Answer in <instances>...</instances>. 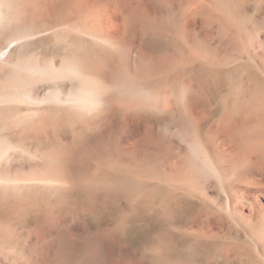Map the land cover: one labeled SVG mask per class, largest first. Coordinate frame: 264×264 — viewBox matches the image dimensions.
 <instances>
[{
  "label": "rangeland",
  "instance_id": "obj_1",
  "mask_svg": "<svg viewBox=\"0 0 264 264\" xmlns=\"http://www.w3.org/2000/svg\"><path fill=\"white\" fill-rule=\"evenodd\" d=\"M94 1L131 53L59 30L0 60V264H264V0ZM0 2L18 7L26 29L41 17L71 21L76 6L63 14L58 0ZM13 20L0 21V48ZM24 52L59 66L79 58L91 73L107 63L123 108L101 127L91 113L41 117L33 99L51 83L23 81L15 61ZM14 79L31 94L8 100ZM77 81L57 85L78 93ZM135 85L167 106L139 105Z\"/></svg>",
  "mask_w": 264,
  "mask_h": 264
},
{
  "label": "bare ground",
  "instance_id": "obj_2",
  "mask_svg": "<svg viewBox=\"0 0 264 264\" xmlns=\"http://www.w3.org/2000/svg\"><path fill=\"white\" fill-rule=\"evenodd\" d=\"M2 1V0H1ZM58 1H60V3H58V5L56 6L59 10H62L61 12H63V14L64 13H68V11H69V4L71 3L72 4V2L73 3H75L76 4V6H75V8H74V5H73V8H74V15L73 16H71V17H73V18H71V21H68V22H62L61 20H62V18H61V20H55V21H57L56 23H47L48 25H45L46 24V22H45V24L42 22V20H44V19H41L42 17H41V14H40V23H38V20L36 21L37 23L36 24H32L31 23V28H29V26L28 25H26V26H28V29H26V27H25V24H24V17L22 18L21 16H23L21 13H20V11H19V13H18V10L19 9H17V12H16V15L14 14L15 13V10L13 9V8H15V7H13V8H10V10L11 11H9V13H8V11H6V8L5 7H3L2 6V3L0 2V21L2 20V19H11V21L13 20L12 19V16H15L16 17V19H15V17H13L14 18V20H16V22H14L13 24H14V26L15 27H13V29H14V31H13V36L11 37V39L9 40V42H7L6 43V45L5 46H3L2 48H0V60L2 61V59H7V58H9L8 56H10V54H12V50L14 51V47H15V44H17L18 42H21V41H23L24 39H26V38H30V37H34V36H36V35H42V34H46L47 33V35L49 34V33H54V32H57V31H59V30H68L69 32H74V33H77L78 34V37H80L81 39H84V41L85 40H89V39H91L92 41H94L95 42V44L96 43H102V44H106L107 46H109V48H113V53H114V51L117 49V52L119 53V50H121L122 48L124 49V51L126 52L127 51V53H131V51H133V46L132 45H130V46H132V48L129 46V44H128V42H126V40H124L123 38H119L118 36V38L117 37H114L113 35H112V29H113V27H108V26H104L102 23H101V20H98L99 18H97V13H95L94 11H92V9L91 8H95L96 7V5H98V4H96V2L93 0V2H91V0H58ZM75 1H77V2H75ZM97 1H99V0H97ZM102 1V0H101ZM243 0H241V2H242ZM5 2V1H4ZM18 2V1H17ZM105 2H106V0H105ZM109 2V1H108ZM238 2V1H237ZM6 3V2H5ZM14 3H16V2H14ZM13 2H12V6H13V4H14ZM19 4H20V2H18ZM23 3V2H22ZM137 3V2H136ZM19 4H15V5H18L19 6ZM52 4V3H51ZM50 4V5H51ZM117 4V3H116ZM115 4V5H116ZM50 5H49V7H50ZM99 5H100V3H99ZM101 5H102V3H101ZM119 5V4H118ZM126 5V4H125ZM131 5V4H130ZM6 6V5H5ZM8 6V5H7ZM103 6V5H102ZM106 6V5H105ZM23 7H24V4H23ZM26 7V6H25ZM5 8V9H4ZM51 8V7H50ZM97 8V7H96ZM13 9V10H12ZM33 9H35L36 10V8H33ZM85 9H87V13H85ZM150 9V8H149ZM9 10V9H8ZM27 10V9H26ZM38 10H40V9H38ZM54 10V9H53ZM29 11V10H28ZM44 11V10H43ZM48 11V10H47ZM50 11H52V10H50ZM57 11V10H56ZM56 11H55V13H56ZM92 11V12H91ZM101 11V10H100ZM138 11V10H137ZM21 12H23V11H21ZM30 13H31V11H29ZM44 12H46V11H44ZM49 12V11H48ZM61 12H59V13H61ZM91 12V13H90ZM97 12H99L98 10H97ZM25 13V12H24ZM41 13V12H40ZM51 13V12H50ZM83 13H85V14H87V15H85L86 17H83V19H81L80 18V15H82ZM94 13L97 15H94ZM123 13V12H122ZM13 14V15H12ZM36 14V13H35ZM38 14V13H37ZM47 14H49V13H47ZM53 14V13H52ZM99 14V13H98ZM26 15V14H25ZM46 15V14H45ZM62 15V14H61ZM61 15H60V17H61ZM69 15H71V13L69 14ZM76 15V16H75ZM77 15H78V17H77ZM120 15V14H119ZM29 16V15H28ZM34 16V15H33ZM33 16H29L30 18L31 17H33ZM37 16V15H36ZM38 16H39V14H38ZM43 16V15H42ZM49 16V15H48ZM53 16V15H52ZM64 16V15H63ZM117 16V15H116ZM11 17V18H10ZM21 17V18H20ZM60 17H58V19L60 18ZM26 18V17H25ZM150 18V17H149ZM262 18V17H261ZM24 19V20H23ZM68 19V18H67ZM13 20V21H14ZM29 20H31V19H29ZM28 20V21H29ZM47 20V19H46ZM48 20H49V18H48ZM83 20V21H82ZM85 20V21H84ZM10 21V22H11ZM190 21V20H189ZM2 22V21H1ZM0 22V24L1 25H3L2 23ZM8 22H9V20H8ZM27 22V21H26ZM248 22V21H247ZM3 23H5V21L3 22ZM7 23V22H6ZM44 24V25H43ZM202 24V23H201ZM109 25V24H108ZM125 25V24H124ZM6 26V25H5ZM111 26V25H110ZM245 27V26H244ZM251 27H252V25H251ZM12 28V27H11ZM133 28H134V26H133ZM12 29V30H13ZM247 29V28H246ZM0 30H2V29H0ZM11 30V29H10ZM71 30V31H70ZM9 34L11 33V32H8ZM209 33V32H208ZM4 35H5V33H4ZM3 36V35H2ZM11 36V35H10ZM133 36H134V34H133ZM136 36V35H135ZM124 38H125V35L123 36ZM128 37V36H127ZM3 38H4V36H3ZM2 38V39H3ZM77 38V37H76ZM6 40V39H5ZM261 40V39H260ZM141 42V41H140ZM251 42V41H250ZM31 43V42H30ZM135 43V42H134ZM262 43V42H261ZM264 43V42H263ZM131 44V43H130ZM133 44V43H132ZM104 45H101V46H104ZM243 45V44H242ZM264 45V44H263ZM135 46V45H134ZM140 46V45H139ZM106 47V46H105ZM135 48H136V46H135ZM252 48V47H251ZM115 49V50H114ZM139 49H140V47H139ZM141 49H143V48H141ZM26 50V49H25ZM16 51V50H15ZM121 51H123V50H121ZM120 51V52H121ZM129 51V52H128ZM26 52V51H25ZM24 52V53H25ZM124 52V53H125ZM23 53V54H24ZM22 54V57H18L17 59V61H15V64H16V66H18L21 70H22V72L24 71L25 73H26V77H23L24 79H23V81H25V79L27 78V80H29V78H28V76L30 77V78H32V79H34V81L35 80H37V81H44V82H48V83H51V89L49 90V91H47V93L46 94H44L43 96H37V97H35L33 100H34V102H36V103H38V105L40 104V106L38 107V109H37V114L38 113H41L42 111H46V113H45V115L44 116H46V114L48 113L49 114V112H55V113H57L56 111L57 110H60V109H62V111L61 112H65L66 113V115H67V113L69 114L70 112L72 113V112H77L76 114H78V113H84V114H87V113H91V115L93 116V119L89 122V123H91V124H89V125H98V126H100L101 124H104V121L105 120H107V117H109V114L113 111L114 112V110H115V108L118 106H116V104H115V102H114V100L113 99H117V98H115L114 97V94L112 95V90L114 91V89H115V86H117V85H115L116 84V82H114V78L112 79V77L110 76V74H108V73H106V70L107 69H109V68H107L108 66H107V63L105 64V65H99L100 67L98 68V69H100V68H105V72H100V71H96L95 70V72H93V73H91V72H89V70L90 69H88V67H89V65H86L87 63V61L85 62V61H81V60H79V58L78 59H73V58H71V59H64L65 61H64V63H62L61 64V66H59V64H57V63H55V62H53V61H46V60H42V59H40V60H35V59H32L31 57H30V55H31V53H30V55L29 54H26L25 53V55H23ZM123 54V53H122ZM251 54H253V53H251ZM117 55V54H116ZM120 55V54H119ZM129 55V54H128ZM12 56V55H11ZM121 56V55H120ZM37 58V57H36ZM44 58V57H43ZM81 58V57H80ZM15 59V58H14ZM82 59H85V58H82ZM121 59H122V57H121ZM59 60V59H58ZM85 60H87V59H85ZM9 61H11V60H9ZM61 62V61H60ZM114 62H117V61H114ZM113 62V63H114ZM108 63H110V62H108ZM122 63V62H121ZM115 64V63H114ZM111 65H113V64H110V67L112 68L113 66H111ZM117 65H119V64H117ZM13 66H14V64H13ZM93 67V66H92ZM91 67V68H92ZM98 67V66H97ZM96 67V68H97ZM94 68V67H93ZM110 68V69H111ZM97 69V70H98ZM92 70V69H91ZM94 70V69H93ZM17 71V70H16ZM102 71H104V69L102 70ZM108 71V70H107ZM18 72V71H17ZM111 72V71H110ZM22 75V74H21ZM23 76V75H22ZM19 77V76H18ZM21 77V76H20ZM16 78V77H15ZM59 79H66V80H68V79H77L78 81H77V83H78V87L79 88H77V89H75V90H78L79 89V91H78V93H77V91H75V93L73 92V91H70V90H72V89H70V90H66L64 87L63 88H61V87H59V85H57V81L59 80ZM17 80V79H16ZM20 80H22V79H20ZM31 80V79H30ZM33 81V82H34ZM25 82H27V81H25ZM36 82V81H35ZM24 83V82H23ZM23 83H22V86H18V83L15 81V79H14V81H12L11 82V84H8L9 86L8 87H12V92H11V94H10V99L8 98V100H15V97H17L18 96V94H22V95H24V94H27V93H29V94H31L30 93V91H28L30 88H29V86L30 85H28V92L26 91V90H22V89H25L26 87H27V85L24 83V85H25V87L23 86ZM30 83V82H29ZM37 83V82H36ZM120 83V82H119ZM31 85H32V83H30ZM21 85V84H20ZM7 86V85H6ZM8 87H6V88H8ZM19 87H21V90H22V92L19 90ZM24 87V88H23ZM33 87V86H32ZM77 87V86H76ZM118 87V86H117ZM130 88H132L131 86H129ZM34 88V87H33ZM67 88V87H66ZM121 88V87H120ZM3 89V88H2ZM32 89V88H31ZM122 89V88H121ZM129 89V88H128ZM8 90V89H7ZM11 89L9 88V90H8V93H9V91H10ZM117 90H118V88H117ZM132 92H134V94L136 93V92H138V96H140V97H138L139 99H140V101L142 102V103H139V105L140 104H143V103H147V104H150V105H152V106H158V107H163V106H167V101H165L164 99H160V97H158L157 95H155V94H153V92L147 87V86H145V85H139V86H137V85H135V86H133V88H132ZM4 91H6V90H4ZM25 91V92H24ZM119 91V90H118ZM125 91V92H124ZM123 91V93L125 94V93H127V90H124ZM1 92V91H0ZM34 92V91H33ZM32 92V93H33ZM115 92V91H114ZM131 92V93H132ZM3 93V92H2ZM7 93V92H6ZM6 93H4L5 95H6ZM4 94H3V99L5 100V98L7 99V97H4ZM29 94H28V97H30L29 96ZM36 94V93H35ZM120 94V93H119ZM0 95H2L1 93H0ZM37 95V94H36ZM41 95V94H40ZM123 95V94H122ZM7 96V95H6ZM9 96V95H8ZM21 96V95H20ZM33 96V95H32ZM31 96V97H32ZM116 96V95H115ZM34 97V96H33ZM118 97V96H117ZM121 97H123V96H121ZM18 98H20V97H18ZM17 98V99H18ZM21 98H23V97H21ZM119 98V97H118ZM1 99V98H0ZM16 99V100H17ZM15 100V101H16ZM23 100L24 101H26L27 99H24L23 98ZM30 100V99H29ZM123 100H125V99H123ZM117 101V100H116ZM118 101H120V100H118ZM144 101V102H143ZM1 102V101H0ZM19 102V101H18ZM33 102V103H34ZM8 103H9V101H8ZM20 103V102H19ZM23 103V102H22ZM25 103V102H24ZM120 102H118V104H119ZM124 103H126V102H124ZM13 104V103H12ZM16 104V103H15ZM14 104V105H15ZM260 104V103H259ZM33 105V104H32ZM31 104L29 105V107L30 106H32ZM120 105H122V104H120ZM116 106V107H115ZM130 106V105H129ZM12 107V106H11ZM121 106H119V108L118 109H121V108H123V107H121ZM126 107V106H125ZM124 107V108H125ZM128 107V106H127ZM32 108V107H31ZM129 108V107H128ZM177 108V107H176ZM4 109V108H3ZM14 110H15V108H13ZM12 109V110H13ZM17 109H19V106H18V108H16V111H18ZM23 109V108H22ZM118 109H116V110H118ZM30 110V109H29ZM29 110H27L26 111V113L27 112H29ZM115 110V111H116ZM124 110V109H123ZM126 110H128V109H125L123 112L125 113V111ZM132 111V110H131ZM23 112H25V111H23ZM34 112H36V111H33V113ZM118 112V111H117ZM122 112V111H121ZM122 112V113H123ZM135 112V111H134ZM14 113V112H13ZM13 113H11V114H13ZM17 112H15L14 113V115L16 114ZM19 114H21V111L20 112H18ZM25 113V114H26ZM32 112L30 113V118H32V114H33ZM55 113H53V114H55ZM64 113V114H65ZM70 113V114H71ZM115 113V112H114ZM130 113H132V112H130ZM136 113V112H135ZM25 114H23V115H21V118H22V116H24ZM42 114V113H41ZM41 114H40V116H41ZM52 114V115H53ZM63 114V115H64ZM69 114V115H70ZM27 115V114H26ZM32 115V116H31ZM35 115H36V113H35ZM39 115V114H38ZM51 115V114H50ZM89 115V114H88ZM16 116V115H15ZM28 117H29V113H28V115H27ZM65 116V115H64ZM86 116V115H85ZM91 116V117H92ZM124 116V115H123ZM126 116V115H125ZM133 116V115H132ZM27 117V118H28ZM38 117V116H37ZM41 117H43V114H42V116ZM47 118H49L48 116H46ZM51 117V116H50ZM87 117V116H86ZM85 117V118H86ZM90 117V116H89ZM20 118V117H19ZM20 118V119H21ZM29 118V119H30ZM36 118V117H35ZM45 118V117H44ZM58 118H60V116L58 117ZM111 118V117H110ZM113 118V117H112ZM40 119V118H39ZM38 119V120H39ZM109 119V118H108ZM22 120V119H21ZM26 120V119H25ZM37 120V119H36ZM110 120V119H109ZM183 120V119H182ZM29 121V120H28ZM27 121V122H28ZM45 121H47L46 119H45ZM62 121V120H61ZM64 121V120H63ZM114 121V120H113ZM125 121V120H124ZM34 122V121H33ZM60 121H58L57 122V125H58V123H59ZM29 123V122H28ZM43 123H45V122H43ZM50 123V122H49ZM64 123V122H63ZM85 123V122H84ZM87 123V122H86ZM131 123V122H130ZM45 124H47V123H45ZM52 124H55V121L52 123ZM61 124V123H60ZM79 124V123H78ZM11 125V124H10ZM28 126H29V124H27ZM49 125V124H48ZM93 125V126H94ZM15 126V125H14ZM41 125H39V127H40ZM47 126V125H46ZM45 126V127H46ZM84 126H85V124H84ZM87 126V125H86ZM97 126V127H98ZM112 126V125H111ZM42 127H44V125L42 126ZM101 127V126H100ZM0 128H2V127H0ZM11 128V127H10ZM9 128V129H10ZM16 128V127H15ZM37 127L35 126L34 127V129H36ZM48 128H49V126H48ZM48 128H45V130L47 129L48 130ZM51 128V127H50ZM94 128V127H93ZM105 128V127H104ZM126 128V127H125ZM22 129V128H21ZM29 129V128H28ZM39 129V128H38ZM52 129H54V128H52ZM4 131V130H3ZM30 131V130H29ZM35 131V130H34ZM103 132H104V130H103ZM43 133V132H42ZM41 133V134H42ZM106 135V134H105ZM2 139L0 138V141H1ZM6 141V140H5ZM113 141V140H112ZM14 142V141H13ZM147 143V142H146ZM12 144H14V143H12ZM18 144V143H17ZM2 145V144H1ZM20 145V144H19ZM22 145V144H21ZM22 147V146H21ZM24 147V146H23ZM26 148V147H25ZM13 149V148H12ZM28 149V148H27ZM87 149V148H86ZM5 150H7V149H5ZM23 150H25V149H23ZM18 151V150H17ZM26 151V150H25ZM82 151H83V149H82ZM61 153V152H60ZM68 153V152H67ZM91 153V152H90ZM6 154V153H5ZM65 161V160H64ZM66 163V162H65ZM78 167V166H77ZM62 168V167H61ZM48 169V168H47ZM59 170V169H58ZM63 170V169H62ZM65 171V170H64ZM49 172V171H48ZM54 172V171H53ZM66 172V171H65ZM219 174V173H218ZM48 175H50V174H48ZM52 175V174H51ZM50 175V176H51ZM62 175V174H61ZM65 176V175H64ZM11 180H12V178H11ZM59 180V179H58ZM13 181V180H12ZM10 182V181H9ZM8 182V183H9ZM14 182V181H13ZM41 182H43V181H41ZM41 182H39L40 184H41ZM22 183V182H21ZM52 182H50V184H51ZM54 184V183H53ZM74 184H75V182H74ZM5 185V184H4ZM6 185H7V182H6ZM15 185H16V183H15ZM20 185H22V184H20ZM29 185V184H28ZM76 185V184H75ZM17 187H19L18 185H16ZM22 186H24V184L22 185ZM26 186V185H25ZM53 186V185H52ZM51 186V187H52ZM10 187H11V185H10ZM55 187V186H54ZM24 188V187H23ZM54 189V188H53ZM56 189V188H55ZM66 190V189H65Z\"/></svg>",
  "mask_w": 264,
  "mask_h": 264
}]
</instances>
